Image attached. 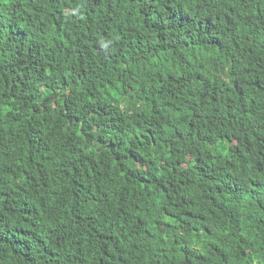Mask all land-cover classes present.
Listing matches in <instances>:
<instances>
[{"label":"trees","instance_id":"trees-1","mask_svg":"<svg viewBox=\"0 0 264 264\" xmlns=\"http://www.w3.org/2000/svg\"><path fill=\"white\" fill-rule=\"evenodd\" d=\"M0 264H264V0H0Z\"/></svg>","mask_w":264,"mask_h":264}]
</instances>
